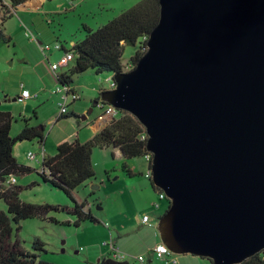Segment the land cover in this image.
<instances>
[{
    "label": "water",
    "instance_id": "obj_1",
    "mask_svg": "<svg viewBox=\"0 0 264 264\" xmlns=\"http://www.w3.org/2000/svg\"><path fill=\"white\" fill-rule=\"evenodd\" d=\"M160 6L146 52L101 98L149 136L152 180L170 199L162 242L237 264L264 249V0Z\"/></svg>",
    "mask_w": 264,
    "mask_h": 264
},
{
    "label": "rangeland",
    "instance_id": "obj_2",
    "mask_svg": "<svg viewBox=\"0 0 264 264\" xmlns=\"http://www.w3.org/2000/svg\"><path fill=\"white\" fill-rule=\"evenodd\" d=\"M28 1L22 9H31L30 5L33 4V0ZM139 1L141 0H47L44 5L33 6L36 11L29 9L23 15L16 12L9 23L3 26L5 32L12 36V43L0 49V108L11 111L16 116L11 130L12 135L18 133L26 123L30 126H38L40 129L42 125L45 126L44 145L43 142L39 144L38 140L23 141L15 145L14 153L20 162L41 170L40 160L46 153H56L57 142L60 139L70 135L74 137L76 132H79V138L85 139L92 132L91 128L86 127L84 120L79 119L85 115L87 109L85 105L82 106L84 108H78L76 104L80 102L82 95L75 101L72 92L69 96H66L63 90L54 92L61 85L51 69V64L58 62L61 57L55 44H64L70 48L73 42L85 37V26L97 29ZM2 17L0 9V25H3L1 22L4 18ZM46 45L52 48L44 52ZM137 49L138 46L126 47L123 57L126 71L132 69L129 59ZM73 63L74 61L70 63V66ZM62 68L59 71H62ZM107 75V73L98 75L93 70H87L76 75L74 80L85 86L86 94L92 95L93 88L99 85V78H106ZM108 83L110 81L104 80L101 86L108 88ZM24 89L32 94L39 92L40 95L21 99ZM74 90L79 92L75 88ZM63 102L66 103L68 111L61 114L60 104ZM72 107L77 109L76 113L80 117H61L71 112ZM88 107L93 108L89 114L90 121L105 110L99 105L94 107L89 104ZM113 117L104 115L98 118L96 126L102 129ZM78 122L85 126L79 128ZM92 124L95 125V122ZM118 150L119 148L112 146L93 149L92 161L95 177L77 187L74 194L88 205L98 221L86 220L79 226L74 224L76 215L70 212L74 201L63 190L44 182L36 170L15 175L18 184L24 186L21 193L24 201L50 203L60 205L62 208L58 211L52 210L46 219L34 217L22 220L20 231L14 230L7 236L3 226L0 225V237H3L2 240L0 239V256L3 248L12 250L23 247L26 250L35 251L39 259L54 264H96L101 254L109 253L113 240L120 247L129 245L128 249L122 247L121 251L119 250V258L128 259L133 263L138 256L137 253L143 252L146 255L148 247L146 243L153 244L157 238L151 240L153 235L150 237V234L144 232L140 221L141 214L136 216L134 207L127 206L124 202L117 203L118 197L114 191L116 182L119 184L121 181H114V178L116 177L115 171L121 170L122 165L119 161ZM29 152L37 153V158H29ZM119 152L122 153L120 150ZM136 160L143 166L144 158ZM46 171L48 172L47 169ZM33 182L37 184L29 186ZM162 199H166L169 205L167 195ZM118 205H120L119 209ZM1 209L6 210L3 200H0ZM36 238L44 241V251L33 248ZM107 242L109 245L105 244ZM174 255L180 256L181 254ZM150 256L154 260L153 264H167L164 259L152 254ZM207 262L212 264L210 260Z\"/></svg>",
    "mask_w": 264,
    "mask_h": 264
},
{
    "label": "trees",
    "instance_id": "obj_3",
    "mask_svg": "<svg viewBox=\"0 0 264 264\" xmlns=\"http://www.w3.org/2000/svg\"><path fill=\"white\" fill-rule=\"evenodd\" d=\"M27 1L12 0V4L17 6ZM160 7V0H141L97 29L85 26L86 35L83 39L73 42L70 48H66L62 44L61 50L74 54V63L69 66L66 72L59 71L56 79L60 84L70 87L71 92L75 94L78 92H75L72 86L74 77L87 70H93L98 75L107 73L108 80L111 83L114 81L116 73L126 71L123 57L127 46H138L135 54L129 59L132 68H134L146 52L150 33L159 22ZM10 43H12V36L5 32L3 25H0V49ZM102 80L103 78L100 77L99 81ZM70 116L80 117L73 111L61 117L67 118ZM14 121L15 116L11 111L0 108V200H3L6 204V210H0V225L3 226L6 236L14 230L19 232L22 220L34 217L46 219L52 210L58 211L62 208L60 205L50 203L24 201L21 198L24 186L18 184L17 181L8 182L11 176L31 173L36 170L44 182L63 190L74 201L70 207V212L76 215L77 218L74 224L79 226L86 220L98 221V218L92 214L91 209H86L87 204L74 194L77 187L95 177L96 173L92 161L95 147L106 148L112 146L119 148L127 159L150 155V167L152 164L153 154L147 149L149 137H146V129L140 120L127 110L118 109L117 115L85 142L75 137L73 141L58 143L55 154L44 155L41 159V170L19 162L14 155V147L17 143L23 141L38 140V142H44L45 126H40V129L38 126H30L26 123L17 134L12 135L11 130ZM143 135H145V138H143ZM148 177L152 179L151 175H148ZM36 184L37 182H33L29 186ZM153 187L158 192L162 191L154 183ZM168 201L170 202L169 198ZM2 238L1 236L0 239L2 240ZM44 245V241L36 238L33 248L44 251ZM15 247H17L16 244ZM150 252L153 254V251L150 250ZM204 258L209 259L213 264L212 259ZM0 264L54 263L39 259L35 251L32 252L22 247L12 250L3 248ZM96 264L131 263L128 260L115 258L109 254L102 256ZM237 264H264V249Z\"/></svg>",
    "mask_w": 264,
    "mask_h": 264
},
{
    "label": "crops",
    "instance_id": "obj_4",
    "mask_svg": "<svg viewBox=\"0 0 264 264\" xmlns=\"http://www.w3.org/2000/svg\"><path fill=\"white\" fill-rule=\"evenodd\" d=\"M27 2H29V1H27ZM46 2H47V0H33V4H31L30 7H31V9L36 11V9L34 7H36L37 4H40V5L43 4L44 5V4H46ZM24 4L25 3H21L17 6H14L12 4V0H7L5 2L4 1L2 2L0 0L1 14L3 15L2 18H4L3 19L4 21L1 23L3 24L4 27L9 23V20L14 17V14L16 12L19 13L20 15H23L25 12H28V10L30 8L22 9ZM39 42L43 43L40 40H39ZM66 48H68V47H66ZM59 51L61 53L60 55L62 56L64 51L63 50H59ZM66 69H69V68L63 67L62 72H66L67 71ZM108 78H109V76H107L106 78H103L102 81L98 82L99 85H97V87L93 88L92 95H89L88 93L86 94L84 91L85 86L81 83L75 82V80H74V83L72 84V86L76 90L81 92L80 90L83 88L82 89L83 91L81 92L82 98L80 99V102H77L76 104H77L78 108L82 107L83 105H85L87 107V109L85 111V115L81 116L79 119L84 120L86 127L91 128L92 132L87 137H85V139H82L81 135H80L81 138H79V132H76V135H74V137H72L71 135L66 136V137L60 139L57 142V144L60 142H63V141H71L75 137H77L80 141L85 142V141L91 139L101 129V128L99 129L98 126H96L97 122L99 121L98 117L101 114H98L97 116L94 117L95 118L94 120L90 121L89 114L92 112L93 108H89L88 105L91 104L94 107H96V105H97L96 101L99 98V96L101 95L102 91L104 89H110L111 83H108V88H103L101 86V84L104 80L109 81ZM58 83H59V81H58ZM39 95H40V93H39ZM82 108H84V107H82ZM72 110L75 113L78 112L77 109H75V107H72L70 109V111H72ZM76 114H78V113H76ZM23 117L25 119H27L25 116H23ZM15 118H16V116H15ZM50 120H52V119H50ZM92 122H95V125H93ZM85 125L83 124V126H82V124L80 122H78L79 128H83ZM21 129H22V127L19 129V131ZM40 143L41 142H39V144ZM44 144H45V141L43 142V145ZM114 154H116V152ZM14 155L17 158V155L15 153H14ZM46 155H53V154H47L46 153ZM118 155H119V161L122 162V165H121V170L117 169L115 171L116 177L114 178L115 179L114 181H121L119 184H118V182H116L118 185L116 184V188L114 191L118 197L117 203L124 202L127 206L134 207V214L136 213V216L141 214V220L140 221L142 223V229L144 230V232H146L147 234H150V237L153 235L151 240L153 238H157V241L153 244L146 243V245H148V247L146 248L147 249L146 255H144L143 252L136 254L138 256L139 255L145 256L146 260H145L144 264H153L154 260L151 259L152 257L150 256V254H152V253L150 252V249L153 246H155L156 244L162 242V239L160 237V233L158 231V221H159L160 217L162 216V214L165 212L167 205H168V202L166 201V199L160 198L159 192L153 187L152 179L146 175L150 169L147 157L136 158V159H142V158L145 159L143 166H141V164H139L138 160H136L134 158L133 159L125 158L123 156V154L121 152H119V150H118ZM40 162H41V160H40ZM156 203L159 204L158 208L155 207ZM119 207H120V205H118L117 208L119 209ZM86 209H88V205H86ZM118 212L121 213L120 210H118ZM145 214L150 215V219L148 220L149 222L143 220V216ZM122 247L124 249H128L129 245H122ZM122 247H120V245L115 240H113V242L110 246V249H109V253L108 254H101V256L98 258V260L102 256H106L109 254L112 257L119 258V253L117 252V250L121 251ZM153 256L157 257L156 255H153ZM119 259H122V258H119ZM168 259H170V262L167 264H209V262H207L209 259L207 260V258H204L202 256H198V255H193V254H181L180 256L172 255V256H169ZM125 260H128V259H125ZM128 261L131 264H133V263L139 264V262L136 259L133 260V263L130 260H128Z\"/></svg>",
    "mask_w": 264,
    "mask_h": 264
},
{
    "label": "built area",
    "instance_id": "obj_5",
    "mask_svg": "<svg viewBox=\"0 0 264 264\" xmlns=\"http://www.w3.org/2000/svg\"><path fill=\"white\" fill-rule=\"evenodd\" d=\"M52 47L50 45H46L44 46V52L46 50H50ZM55 48L57 49H61L62 48V44H58L56 43L55 44ZM74 61V54L72 52H69V51H65L62 56L60 57V60L58 62H54L51 64V69L53 70L55 76H58L59 75V70L61 67H69L70 66V63ZM57 78V77H56ZM115 87V83L114 81L111 82V88H114ZM58 90H63L65 91V94L66 96H69L70 92H71V88L68 87V86H65V85H59L58 89H55L54 92H57ZM72 96H73V99L76 100L78 98L81 97V95L78 93H71ZM39 95V92H36L34 94H32L30 91L24 89L22 94H21V99H26V98H29V97H37ZM65 98V97H64ZM66 99V98H65ZM99 105L102 107V108H105L104 110V113L99 117H103L104 115H111V117H113L114 115L117 114L118 112V109L115 108L113 105H110V104H107L103 101H101L99 103ZM61 106V114L62 113H65L68 111V107L66 105L65 102L61 103L60 104ZM148 136V134L146 135V137ZM143 138H145V135H143ZM29 158L31 159H36L37 158V153H32V152H29L28 154ZM150 156V155H149ZM149 156H147V158L149 159ZM148 175H152V171L150 170L147 174ZM16 177L15 176H11L9 179H8V182H16ZM159 196L160 198H165L166 195L164 193V191L162 190L161 192L159 191ZM156 207H159V204L156 203L155 204ZM150 219V216L148 214H145L143 216V220L144 221H148ZM105 244H109L108 242L105 243ZM153 253L158 257V258H161V259H164L167 261V263L170 262V259H168V256H170L171 254V250L168 248L167 245L163 244V243H159L158 245H156L154 248H152ZM118 252V250H117ZM137 261L140 263V264H143V262L145 261V256L144 255H139L138 257H136Z\"/></svg>",
    "mask_w": 264,
    "mask_h": 264
},
{
    "label": "clouds",
    "instance_id": "obj_6",
    "mask_svg": "<svg viewBox=\"0 0 264 264\" xmlns=\"http://www.w3.org/2000/svg\"><path fill=\"white\" fill-rule=\"evenodd\" d=\"M110 88H111V87H110ZM106 90H108V89H106ZM104 91H105V90H104ZM99 103H100V102L97 101V104H99ZM106 103H107V102H106ZM107 104H108V103H107ZM100 107H101V106H100ZM101 108H102V107H101ZM104 109H105V108H104ZM103 113H104V112H103ZM103 113H102V114H103ZM102 114H101V115H102ZM101 115H100V116H101ZM100 116H99V117H100ZM99 117H98V118H99ZM113 118H114V117H113ZM113 118H112V119H113ZM148 137H149V136H148ZM119 150H120V149H119ZM161 190H162V189H161ZM155 207H156V206H155ZM156 208H158V207H156ZM161 243H162V242H161ZM136 260H137V259H136ZM145 260H146V258H145ZM165 261H166V260H165ZM166 262H167V261H166ZM139 264H140V263H139Z\"/></svg>",
    "mask_w": 264,
    "mask_h": 264
},
{
    "label": "flooded vegetation",
    "instance_id": "obj_7",
    "mask_svg": "<svg viewBox=\"0 0 264 264\" xmlns=\"http://www.w3.org/2000/svg\"><path fill=\"white\" fill-rule=\"evenodd\" d=\"M97 101L98 102H101V101H103V102H105L106 103V101H104L102 98H101V95L99 96V98L97 99ZM97 105H99V104H97ZM100 106V105H99Z\"/></svg>",
    "mask_w": 264,
    "mask_h": 264
},
{
    "label": "bare ground",
    "instance_id": "obj_8",
    "mask_svg": "<svg viewBox=\"0 0 264 264\" xmlns=\"http://www.w3.org/2000/svg\"><path fill=\"white\" fill-rule=\"evenodd\" d=\"M163 243V242H162ZM164 244V243H163ZM152 248H154V247H152ZM152 248L150 249V250H152ZM169 248V247H168ZM154 254V253H153ZM175 253H173L172 251H171V254H170V256H172V255H174ZM155 255V254H154ZM138 257V256H137ZM168 258H169V256H168ZM145 262V261H144ZM144 262H143V264H144Z\"/></svg>",
    "mask_w": 264,
    "mask_h": 264
}]
</instances>
